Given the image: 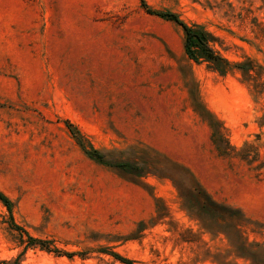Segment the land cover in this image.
I'll list each match as a JSON object with an SVG mask.
<instances>
[{
	"label": "rangeland",
	"instance_id": "1",
	"mask_svg": "<svg viewBox=\"0 0 264 264\" xmlns=\"http://www.w3.org/2000/svg\"><path fill=\"white\" fill-rule=\"evenodd\" d=\"M146 1L204 25L228 60L264 65V0ZM184 42L140 0H0V191L13 214L0 201V264H125L112 252L134 264H264V92L191 59ZM67 121L150 172L92 160ZM215 127L235 150H217ZM176 164L242 210L253 260L189 216L172 177L186 191L192 179Z\"/></svg>",
	"mask_w": 264,
	"mask_h": 264
},
{
	"label": "trees",
	"instance_id": "2",
	"mask_svg": "<svg viewBox=\"0 0 264 264\" xmlns=\"http://www.w3.org/2000/svg\"><path fill=\"white\" fill-rule=\"evenodd\" d=\"M140 1L141 5L148 13L171 20L182 27L185 36V52L191 59L195 61L204 59L221 74L237 69L242 73L245 81L252 82V86L256 92L259 94L264 92V65L258 64L250 58L237 62L228 60L217 49H215L214 43L217 39L204 25L199 23H189L182 19L175 11L155 9L148 5L146 0ZM67 122L70 130L76 137L78 144L85 154L92 160L104 165L115 167L138 178H141L150 172L148 167L143 163L125 159H112L108 156L109 154L106 151L86 144L79 131L74 128L69 121ZM212 138L213 143L220 153L227 154L229 149H236L229 144V141L225 138L224 134H222L220 127H215L212 133ZM244 146L247 147L248 143H245ZM245 147L239 150L238 154L247 160H255L258 157V154L255 155L256 157H254V159H249V155L245 153ZM176 166L188 174L192 179V188L186 191V189H182V186L180 185V181L182 180L181 177H172L173 182L181 192L183 207L189 216L198 219L202 228L213 235L224 233L232 246V252L237 256L253 260L252 254L254 250L252 249V246L257 245L258 243H249L245 237H243L242 226L247 219L242 210L238 207L216 200L204 187L201 186L188 168L179 164H176ZM0 201L7 206L10 217L13 219L12 201L2 191H0ZM13 225L18 227L15 223H13ZM18 228L21 229V227ZM28 237L31 242H37L36 238L30 235H28ZM46 246L49 248L48 245ZM111 254L125 264H134L132 259L117 252H112ZM1 264L14 263L3 262Z\"/></svg>",
	"mask_w": 264,
	"mask_h": 264
}]
</instances>
